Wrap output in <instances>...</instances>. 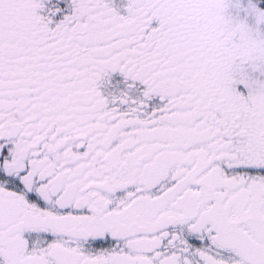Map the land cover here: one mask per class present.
I'll return each instance as SVG.
<instances>
[{
  "label": "snow or ice",
  "instance_id": "snow-or-ice-1",
  "mask_svg": "<svg viewBox=\"0 0 264 264\" xmlns=\"http://www.w3.org/2000/svg\"><path fill=\"white\" fill-rule=\"evenodd\" d=\"M0 264H264V0H0Z\"/></svg>",
  "mask_w": 264,
  "mask_h": 264
}]
</instances>
